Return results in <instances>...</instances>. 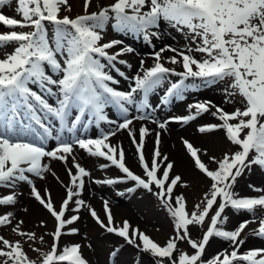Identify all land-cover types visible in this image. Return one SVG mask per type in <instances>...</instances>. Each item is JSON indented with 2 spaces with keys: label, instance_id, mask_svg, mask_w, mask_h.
Here are the masks:
<instances>
[{
  "label": "snow or ice",
  "instance_id": "obj_1",
  "mask_svg": "<svg viewBox=\"0 0 264 264\" xmlns=\"http://www.w3.org/2000/svg\"><path fill=\"white\" fill-rule=\"evenodd\" d=\"M92 4L82 0V13L71 15L70 0H0V26L6 29L0 31V189L10 190L0 192V208L12 209L0 212V229L19 237L0 234V264H88L79 243L63 241L65 235L79 234L75 225L82 209L101 229L153 257L154 264H264V247L241 250L248 235L264 240V189L249 185L258 193L254 196L235 190L245 171H264V0H112L89 11ZM8 6L14 15L6 14ZM108 27L150 47L152 64L140 59L130 71L132 65L124 57L136 50L123 39L105 41ZM165 28L167 35L174 31L186 43L164 44L157 50L155 41L163 40ZM224 82L220 104L206 99L188 104L184 115H155L158 108L184 101L189 92ZM160 89L163 93L153 105L151 98ZM205 114L215 122L204 121L196 131L206 137L222 131L232 147L217 156L213 148L182 138L198 174L185 180L162 151V133L171 123L189 125ZM134 121L146 123L137 129ZM90 128L96 134L88 135ZM121 131L135 149L139 174L128 166L122 142H112ZM78 150L100 170L115 168L120 175L94 179ZM52 161L64 165L67 184ZM47 175L65 188L58 205L49 189L42 192L36 186V179ZM201 179L207 188L190 207L188 196L176 190H191ZM87 181L128 185L119 196L139 190L150 194L170 218L172 234L162 244L127 219L116 223L108 199L102 201V219L83 198ZM20 184L29 187L30 198L39 205L37 216L46 211L53 219L51 231L46 218L34 220L27 229L16 215ZM229 209L251 218L228 229ZM21 210L32 215L29 207ZM206 223L203 235L193 239L191 229H203ZM251 223L258 227L245 234ZM213 239L228 247L208 256ZM181 242L191 251L181 249ZM121 247L110 250L112 264H117Z\"/></svg>",
  "mask_w": 264,
  "mask_h": 264
},
{
  "label": "rangeland",
  "instance_id": "obj_2",
  "mask_svg": "<svg viewBox=\"0 0 264 264\" xmlns=\"http://www.w3.org/2000/svg\"><path fill=\"white\" fill-rule=\"evenodd\" d=\"M78 1L80 4L79 3L74 4L70 2L73 8L71 15L82 13V0H78ZM103 1L104 0H93V4L90 7L89 11L97 10L96 8L97 4L103 6V5H107L112 2V0H108L107 2L106 1L103 2ZM5 12L6 14L10 16L14 15V12L12 11L11 6L6 7ZM64 14H68V13H64ZM5 30H6L5 28L0 26V31H5ZM163 31L165 32L164 38H169L171 42H173L172 44L174 46H182L186 43V41L180 36V34L172 31L171 35H167V33L169 32V29L167 28L163 29ZM172 37H175V39H173ZM111 39H123L126 45H131L136 50L134 54L126 55L124 57L132 65V69L130 71H135L137 69L140 59H145L146 66L152 64V58L150 55L152 51L150 52L146 48L148 46H146L140 39H133L131 36H124L122 34H118L113 29H111V27H108L104 33V40L108 41ZM159 43H160L159 40L155 41L157 50L161 47ZM137 44L138 45L141 44L142 47L145 48V51L143 50L140 51L139 49L137 50V47H136ZM6 51H11V48L6 49ZM167 53L169 55H172L171 52H166L164 53V55L168 56ZM2 54L3 53H0V55ZM168 66H171V65H168ZM172 79H176V78L173 77ZM225 84L226 82L217 84L212 87H202L197 91L187 93L186 94L187 98L184 101L175 100L170 105L163 107L160 113H162V111H164L165 109H172V107H174L175 105V102H180L181 104H183L184 107L182 109H179V110L175 109L172 112H166V113L164 112V114L159 115L158 119H163L164 116L169 117V116L184 115L186 114L187 105L190 103L196 102V101L210 99L214 101L215 103L220 104L221 101L224 99L223 88L225 87ZM121 85L122 87H126V84L124 81H121ZM162 93H163V89H160L158 90L156 95L160 96L162 95ZM154 97L155 96H153L152 98ZM152 98H151V102L153 104L154 101L152 100ZM227 107L229 108V110H231L230 106H227ZM132 114L136 115V113L134 112ZM207 117H211V116L208 114H205L201 119H204ZM113 118H115L114 115H113ZM201 119H198L197 121L191 123L192 128H193V134L198 133L196 131L197 126L200 123L204 122ZM208 121L213 122L212 119H208ZM155 128H156V125H155ZM91 133L96 134V130L93 128H90L88 130V134H91ZM216 135L219 136L220 138L219 145L212 146L209 148H213L214 154L217 156H220L224 151H227L232 146L224 139V133L222 131L216 132L215 136ZM202 137H204L206 140L212 141L210 137H206V136H202ZM151 139H153V137H151ZM128 145H131L129 141H128ZM148 150L150 154L152 150L150 148ZM132 151L134 153L135 149ZM188 159L186 160L189 161V164L191 165V168H192V161L190 158ZM204 159L207 160V157H204ZM54 162L59 163L58 161H54ZM133 162L134 163L132 164L127 162V164L131 169H133L139 174L140 169L134 158H133ZM81 163L84 164L88 168L85 162H81ZM89 169L96 171L95 179L114 178L120 175L118 170L116 171L115 168H109L103 171L100 170L97 162H96L95 167L93 165L92 168H89ZM113 170L115 171L114 174L111 173V171ZM195 175H198V174L194 173V176ZM194 176L192 178H194ZM253 176L264 178V171H262L258 167H253L250 171H245V174L242 177L238 178L237 184L235 186V190L241 195H258V193L252 191L249 188V185H254L256 188L264 189V184L260 183L259 180L255 181V178ZM42 181L44 180L36 179L35 183L38 189H39L38 186L40 185ZM202 182H204L205 190H206L208 182L204 180H202ZM119 185L120 184L114 185V186H103V185H96L92 183L91 181H87V186L83 194V198L86 200L88 204H90L93 208H95V210L98 212V214L101 216L102 219L105 218V214L103 212V203H102L103 199H111L113 201L112 203H110V207L113 212V207L119 206L120 208H123V205L115 204L121 198L120 203H123V204L127 203L129 205L128 206L129 208L127 209L128 211L126 212V215L123 214V215H118V217H115V214L113 212L114 220L116 223L119 224L124 219H127L132 225L138 226L142 231L148 234L155 241L160 242L162 244L166 242V240L170 237V235L173 232L172 224L170 222V218L167 216V214L163 210L160 209L154 197H152L148 193L143 192L142 190H139L136 193H132V194L126 193L124 196H119L117 195V193L120 192ZM201 186H202L201 183L197 184L196 182V184L193 186L191 190L184 189V188H177L176 191L184 192L188 196L189 206L191 207L192 202L198 200V198L202 195L203 191H205V190H200ZM127 187L128 185H126V188ZM23 190L25 191V193L28 194L29 187L25 184H20L16 189L18 193L22 192ZM8 191L10 190L6 188L0 189V192H8ZM60 192L61 193L59 195L51 193L57 205L61 202L62 198H64L65 196V188L63 186H61ZM28 197H27L28 201L20 202L16 206V209H17L16 214L18 217L23 218L25 220V225H24L25 228L32 229L33 221L38 218L34 217L33 214L30 216L25 215L22 212V210H20L21 207L23 208L25 207V205L28 206V202L30 198ZM35 204L39 207L36 201H35ZM9 210H12V209L0 208V212H5ZM79 215L81 218L75 225V227L79 228V234L65 235L63 237V241L65 243H69V242L79 243L82 247L83 255L87 259L88 264H112V261L109 258V252L111 249H113L116 246H122L119 256L117 258V264H154V259H152L151 261L149 254L139 252L133 246L127 245L123 241L122 238H119L114 234H109L105 230L101 229L92 219V217L89 215V212L86 209H82ZM226 215H228L229 217L228 223L226 224V228L228 229H232L239 222L245 219L251 218L249 214L246 212L236 213L234 210H231V209L226 210ZM40 218L47 219V230L51 231L53 228V219L46 213V211L43 213L42 216H40ZM207 226L208 225L206 223L203 229H200L198 227H193L191 229L192 238L197 239L198 237H201L203 235V232L206 230ZM257 226H258V223H251L246 229L245 234L251 232V230L254 228H257ZM35 230L43 231L42 229H35ZM0 234H4L6 238H9V239H19V237L14 236L8 229H0ZM46 239H48V245H50L51 240L47 237ZM211 244H214L217 247L218 244L224 245L226 243L220 239H213L210 245L207 247L208 256H212L213 254L218 252L215 249L214 251H209L211 249ZM48 245L43 246L45 250H47ZM258 245H261L264 247V240L248 235L247 242L245 243L242 249H251V247L253 248L258 247ZM218 247L220 248V250H223L224 248L228 247V245L224 247H220V246ZM180 248L186 251H191V249L185 242L180 243ZM29 255L33 258H36L37 256L36 253L31 252V251H29Z\"/></svg>",
  "mask_w": 264,
  "mask_h": 264
},
{
  "label": "bare ground",
  "instance_id": "obj_3",
  "mask_svg": "<svg viewBox=\"0 0 264 264\" xmlns=\"http://www.w3.org/2000/svg\"><path fill=\"white\" fill-rule=\"evenodd\" d=\"M107 2L108 0H104L103 2ZM70 2L74 3V4H78L79 1L78 0H70ZM80 4V3H79ZM138 42V41H137ZM159 44L160 46H163L164 44H172L173 42H171V40L169 38H163V40H159ZM137 50L139 49L140 51H145V48L142 47L141 44H137L136 45ZM150 52L152 51V49L150 47H146ZM168 56H171L167 53ZM124 84V83H123ZM122 84V85H123ZM121 85V86H122ZM152 100L154 101V105H156L158 103L159 100V96L155 95L154 98H152ZM184 106L183 104H181L180 102H175L174 107H172V109H165L164 111H162V113H160V111L163 109V107L158 108L155 115L157 118H159V115L164 114V112H172L173 110H179L182 109ZM164 118H167V116H164ZM163 118V119H164ZM208 119H212L213 122L214 118L213 117H207L204 119H201L203 121H208ZM146 123L145 121H134V125L135 127L138 129L140 127L141 124ZM148 126L150 128L155 129V125L152 124L151 122H147ZM113 127V126H111ZM88 135H94V133L88 134ZM203 135L197 133V134H193V128H192V124L190 123L189 125H182L181 123H171L169 124V128L168 131L162 133V151L167 154L169 156V158L173 161H175V171L176 173L181 174L185 180H193L194 178H192L194 176V171L191 168V165L189 164V161H187L186 159L189 158V156L186 154V151L183 147L182 144V138L188 139L190 140L194 146H202L204 148H209L212 146H217L220 143V138L219 136H215V134L213 136H211V140H206L204 137H202ZM128 141L129 143V137L127 132L125 131H121L119 132L115 137L112 138V142L116 143V142H122L124 148L126 149V153H127V162H129L130 164L134 163L133 162V151L134 147L133 145H128ZM53 142H49L48 147L52 146ZM153 149V139H151V137L147 138L146 140V152L149 154V150L148 149ZM78 158L83 157V159L81 160V162H85V164H87L88 168H92L93 165H96V161L87 157L86 154L82 151V150H78L77 152ZM133 157V158H132ZM189 160V159H188ZM51 167L55 170V172L58 174V176L60 177V180H62L64 182V184L68 183V176L66 174L65 171V167L64 165H62L60 162H51ZM117 171V170H116ZM114 170L111 171L112 174H114ZM92 175L93 178H96V171L92 170ZM254 177V176H253ZM255 181H260V183L264 184V178L262 177H254ZM206 181V180H204ZM207 182V181H206ZM202 184L200 190H205V185L204 182H202V179L197 182V184ZM196 183H194L195 185ZM193 185V186H194ZM61 184L56 181L51 175H47V178L42 181L40 183V185L38 186L39 189L43 192L44 189H49L51 191L52 194H57L59 195L61 192ZM96 189V187H95ZM119 190L120 192L125 191L126 190V185L125 184H120L119 185ZM20 194V202H26L28 201L27 197L29 195L25 193V191L23 190L22 192L19 193ZM95 194V193H94ZM30 197V196H29ZM28 197V198H29ZM110 203H112L113 201L111 199ZM121 198L117 201V203L115 204H121L123 205V208L118 207H113V212L115 214V217H118V215H126V212L128 211L127 209L129 208L128 204H123L120 203ZM27 204V203H26ZM114 204V205H115ZM26 207H29L31 213L33 214L34 217L40 218V216H37L36 213V209L38 208V206L35 204V200L29 198V202H28V206L25 205ZM22 208V207H21ZM20 208V210H21ZM17 215V214H16ZM226 243V242H225ZM228 245L227 243L222 245V244H218V246L220 247H224ZM253 248V247H251ZM245 250V249H242Z\"/></svg>",
  "mask_w": 264,
  "mask_h": 264
},
{
  "label": "trees",
  "instance_id": "obj_4",
  "mask_svg": "<svg viewBox=\"0 0 264 264\" xmlns=\"http://www.w3.org/2000/svg\"><path fill=\"white\" fill-rule=\"evenodd\" d=\"M153 259V257H150V260H152Z\"/></svg>",
  "mask_w": 264,
  "mask_h": 264
}]
</instances>
